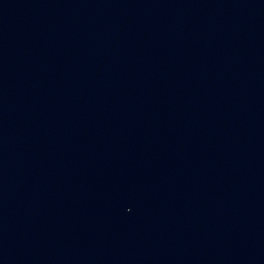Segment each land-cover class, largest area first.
Masks as SVG:
<instances>
[{"label":"water","instance_id":"obj_1","mask_svg":"<svg viewBox=\"0 0 264 264\" xmlns=\"http://www.w3.org/2000/svg\"><path fill=\"white\" fill-rule=\"evenodd\" d=\"M0 264H264V0H0Z\"/></svg>","mask_w":264,"mask_h":264}]
</instances>
